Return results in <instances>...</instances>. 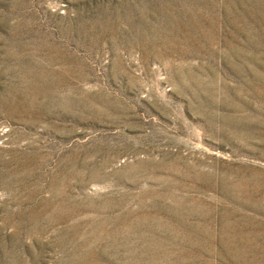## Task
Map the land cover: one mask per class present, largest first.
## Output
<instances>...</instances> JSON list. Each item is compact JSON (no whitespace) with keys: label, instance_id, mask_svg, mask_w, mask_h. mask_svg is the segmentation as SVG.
Returning <instances> with one entry per match:
<instances>
[{"label":"rangeland","instance_id":"obj_1","mask_svg":"<svg viewBox=\"0 0 264 264\" xmlns=\"http://www.w3.org/2000/svg\"><path fill=\"white\" fill-rule=\"evenodd\" d=\"M0 264H264V0H0Z\"/></svg>","mask_w":264,"mask_h":264}]
</instances>
